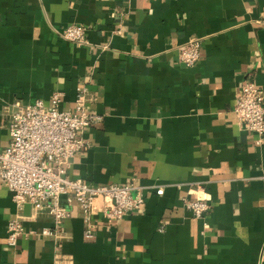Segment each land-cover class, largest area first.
I'll return each instance as SVG.
<instances>
[{"label":"crops","instance_id":"crops-1","mask_svg":"<svg viewBox=\"0 0 264 264\" xmlns=\"http://www.w3.org/2000/svg\"><path fill=\"white\" fill-rule=\"evenodd\" d=\"M73 24L88 45L61 37ZM193 38L202 55L188 68L179 53ZM247 81L264 93V0H0V151L19 107L59 94L73 109L84 85L104 119L67 176L135 184L145 199L119 222L97 202L92 240L75 203L51 238L54 220L19 209L0 181V264H264V142L234 113ZM185 198L210 211L196 219ZM16 219L27 234L14 247Z\"/></svg>","mask_w":264,"mask_h":264},{"label":"built area","instance_id":"built-area-1","mask_svg":"<svg viewBox=\"0 0 264 264\" xmlns=\"http://www.w3.org/2000/svg\"><path fill=\"white\" fill-rule=\"evenodd\" d=\"M88 28L73 24L61 32V37L77 46L88 45ZM202 55V40L191 39L180 48L179 60L190 68L197 64ZM95 94L86 86L77 88L75 106L61 109V97L55 94L51 105L43 101L27 107H19L11 114L9 146L0 151V181L4 182L13 196L17 207L30 204L38 215H47L54 220V229L43 230L45 237L55 238L64 222L71 217L73 204H77L86 219L85 238L95 237L97 226L93 223L96 203L101 202V212L112 221H121L128 215L139 212L145 204L138 187L94 186L81 179L67 176L71 160L90 147L83 137L84 132L103 122V116L89 111L95 102ZM239 125L245 131L257 135V145L264 142V93L254 81H247L241 88L234 108ZM66 197L65 202L62 198ZM186 209L201 220L210 211L205 200L184 199ZM27 234L19 220L9 223L7 243L16 247ZM55 264H70L62 258Z\"/></svg>","mask_w":264,"mask_h":264}]
</instances>
